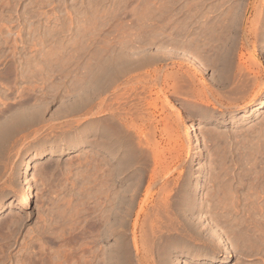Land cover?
Segmentation results:
<instances>
[{
	"label": "rangeland",
	"instance_id": "374dc122",
	"mask_svg": "<svg viewBox=\"0 0 264 264\" xmlns=\"http://www.w3.org/2000/svg\"><path fill=\"white\" fill-rule=\"evenodd\" d=\"M5 222L0 264H264V0H0Z\"/></svg>",
	"mask_w": 264,
	"mask_h": 264
},
{
	"label": "bare ground",
	"instance_id": "6f19581e",
	"mask_svg": "<svg viewBox=\"0 0 264 264\" xmlns=\"http://www.w3.org/2000/svg\"><path fill=\"white\" fill-rule=\"evenodd\" d=\"M189 58H190V60H191V62H194V64L196 63L199 67H201L202 68V65H201V63H199L200 61H198V60H195L196 58H194V57H192V56H189ZM234 66V65H233ZM198 67V68H199ZM230 67V66H229ZM227 68V67H226ZM239 68V70H240V66L238 67ZM203 70V69H202ZM231 72V71H230ZM238 72V71H237ZM260 73V72H259ZM257 74V73H256ZM232 75V74H231ZM245 76V75H244ZM258 76H259V74H258ZM222 78V77H221ZM241 78V77H240ZM88 80V79H87ZM249 80V79H248ZM259 80V79H258ZM241 81H243V80H241ZM240 81V82H241ZM254 81H255V79H254ZM89 86V85H88ZM237 87V86H236ZM97 112V111H96ZM89 123V122H88ZM126 123V122H125ZM15 126V125H14ZM91 126V125H90ZM195 126H196V124H189L188 125V128H189V130L192 132L194 129H195ZM15 127H17V126H15ZM116 129V128H115ZM13 130H14V128H13ZM124 131V130H123ZM12 132V131H11ZM9 133V132H8ZM112 133V132H111ZM126 133V132H125ZM12 134V133H11ZM115 136H112V135H109L108 137H107V143H109V145L111 144V147L113 148V147H115V142H117L116 140H115V138H114ZM5 139V138H4ZM106 141V140H105ZM91 145V144H90ZM117 146V145H116ZM112 148H111V152H112ZM111 154V153H110ZM114 158V157H113ZM87 161V160H86ZM112 165V164H111ZM99 166V165H98ZM110 168H112V167H110ZM110 168H108L109 169V171H110V175L108 174V179L110 178V180L111 179H113V176L115 177V173L112 171V170H114V168H112V170H110ZM119 168V167H118ZM118 168H117V170H118ZM116 171V170H115ZM115 174V175H114ZM114 180V179H113ZM140 185V184H139ZM162 187V186H161ZM140 188V187H139ZM191 188V187H190ZM190 188L188 187L187 189L188 190H190ZM193 188V187H192ZM218 189V188H217ZM134 192V191H133ZM193 192H194V190H193ZM188 195H190V196H188L186 199H184V201H180V203H178L177 204V206L179 205V207H180V209H179V211L182 213V214H185V215H187L188 216V218L189 217H192L193 215L194 216H197L198 214H203V212H202V209H205L204 207H205V204L203 203V202H201V201H198V202H195V199H193V195L191 196V194H188ZM237 195V194H236ZM208 198V197H207ZM179 202V201H178ZM218 202H219V200H218ZM238 203V202H237ZM132 204V203H131ZM134 204V203H133ZM163 205H165V203H163ZM228 205V204H227ZM231 206V205H230ZM157 208V207H156ZM211 208V207H210ZM235 209V208H234ZM233 209V210H234ZM209 211V210H208ZM236 212V211H235ZM208 214H209V212H208ZM140 215V213L138 212V214H137V218H138V216ZM218 215V214H217ZM151 218V217H150ZM166 218V217H165ZM197 218V217H196ZM203 218V217H202ZM208 218V217H207ZM205 219V218H204ZM229 219V218H228ZM188 220H190V218L188 219ZM202 220V219H201ZM207 220V219H206ZM205 220V221H206ZM8 221V220H7ZM19 221V220H18ZM169 221V220H168ZM213 221V220H212ZM9 222H12V220L10 221L9 220ZM9 222H5V223H1V226L0 227H2L3 228V226H10L9 225ZM15 222V221H14ZM135 222H137V221H135ZM197 222V221H196ZM16 223V222H15ZM149 223V222H148ZM198 223V222H197ZM11 224V223H10ZM156 224H158V222H154L153 221V224L151 225V228L154 226L155 227V225ZM199 224V226H201L200 224L201 223H198ZM206 224V223H205ZM162 225V224H161ZM197 225V224H196ZM12 226V225H11ZM111 226V225H110ZM159 226V225H158ZM166 226V225H165ZM191 226V225H190ZM243 226V225H242ZM150 227V226H149ZM163 227V226H162ZM193 227V226H192ZM197 227V226H196ZM201 227H203V226H201ZM159 228V227H158ZM170 228V227H169ZM198 228V227H197ZM196 228V229H197ZM208 228H209V226H208ZM1 229V228H0ZM153 229V228H152ZM209 230H210V228H209ZM5 232V231H4ZM196 232H197V230H196ZM206 232V231H205ZM204 232V233H205ZM195 233V232H194ZM217 234V233H216ZM152 236V235H151ZM172 238V237H171ZM144 239V238H143ZM219 239H220V236H219ZM221 243L223 244H225V241L226 240H224L222 237H221ZM163 241V240H162ZM167 241H168V239H167ZM177 241V240H176ZM178 242H179V240H178ZM150 243V242H149ZM177 243V242H176ZM220 243V242H219ZM142 245V244H141ZM161 246V245H160ZM192 247V246H191ZM150 248V247H149ZM152 248V247H151ZM189 248V247H188ZM204 248V247H203ZM135 249H136V246H135ZM163 250H164V253H166L167 254V256H166V254H165V257H164V255H163V259H162V262H161V264H183L182 263V260L181 259H179V258H177V260L176 261H173V259H172V256L174 255L175 256V254H179V253H182L181 252V250L178 248L177 249V245L176 244H173V245H171V246H168V247H166V248H163ZM144 252V251H143ZM149 252V251H148ZM146 253V252H145ZM152 255V254H151ZM100 257V256H99ZM142 258V257H141ZM148 258V257H147ZM145 260V259H144ZM142 261V260H141ZM147 262V261H146ZM151 262V261H150ZM139 264V263H138ZM140 264H144L143 262H140Z\"/></svg>",
	"mask_w": 264,
	"mask_h": 264
}]
</instances>
